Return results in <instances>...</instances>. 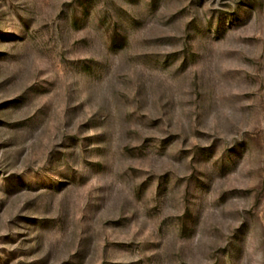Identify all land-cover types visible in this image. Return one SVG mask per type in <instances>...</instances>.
Returning a JSON list of instances; mask_svg holds the SVG:
<instances>
[{"label": "rangeland", "instance_id": "rangeland-1", "mask_svg": "<svg viewBox=\"0 0 264 264\" xmlns=\"http://www.w3.org/2000/svg\"><path fill=\"white\" fill-rule=\"evenodd\" d=\"M0 264H264V0H0Z\"/></svg>", "mask_w": 264, "mask_h": 264}]
</instances>
